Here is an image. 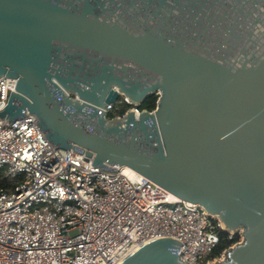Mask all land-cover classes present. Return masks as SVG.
<instances>
[{
    "label": "water",
    "instance_id": "water-1",
    "mask_svg": "<svg viewBox=\"0 0 264 264\" xmlns=\"http://www.w3.org/2000/svg\"><path fill=\"white\" fill-rule=\"evenodd\" d=\"M6 122L35 114L56 149L127 166L243 241L214 264H264V0H0ZM154 112L108 118L121 96ZM163 237L120 264H189Z\"/></svg>",
    "mask_w": 264,
    "mask_h": 264
},
{
    "label": "built area",
    "instance_id": "built-area-1",
    "mask_svg": "<svg viewBox=\"0 0 264 264\" xmlns=\"http://www.w3.org/2000/svg\"><path fill=\"white\" fill-rule=\"evenodd\" d=\"M16 85L0 77V111ZM125 103L131 107L111 115ZM130 109L144 110L123 96L105 111L111 119ZM38 123L32 113L11 123L0 117V171L11 183L0 186V264H120L163 237L180 241L182 261L214 264L243 241L241 229L238 242L212 257L227 231L218 217L127 166L93 167L80 145L55 149ZM228 232L230 240L237 234Z\"/></svg>",
    "mask_w": 264,
    "mask_h": 264
},
{
    "label": "trees",
    "instance_id": "trees-1",
    "mask_svg": "<svg viewBox=\"0 0 264 264\" xmlns=\"http://www.w3.org/2000/svg\"><path fill=\"white\" fill-rule=\"evenodd\" d=\"M158 99H159V96L157 94H151L144 100V102L141 104L140 107L143 109H147V110H154L157 106ZM130 107L131 106L129 104H126V103L122 104L111 115H115L117 113L122 114ZM0 186H4V187H10L11 186V183L7 179L3 178L2 171H0ZM220 236H221V241H220L218 247L216 248V250L214 251V253L212 254V257L219 256L225 249L229 248L232 244L238 242L240 239V235L235 234L233 239L230 240L229 239V232L225 231V230L220 231Z\"/></svg>",
    "mask_w": 264,
    "mask_h": 264
},
{
    "label": "rangeland",
    "instance_id": "rangeland-1",
    "mask_svg": "<svg viewBox=\"0 0 264 264\" xmlns=\"http://www.w3.org/2000/svg\"><path fill=\"white\" fill-rule=\"evenodd\" d=\"M159 96V95H158ZM121 100H123V96H121V98H120ZM242 233V232H241ZM238 234V233H237Z\"/></svg>",
    "mask_w": 264,
    "mask_h": 264
},
{
    "label": "bare ground",
    "instance_id": "bare-ground-1",
    "mask_svg": "<svg viewBox=\"0 0 264 264\" xmlns=\"http://www.w3.org/2000/svg\"><path fill=\"white\" fill-rule=\"evenodd\" d=\"M130 169V168H129ZM177 199V198H176Z\"/></svg>",
    "mask_w": 264,
    "mask_h": 264
}]
</instances>
